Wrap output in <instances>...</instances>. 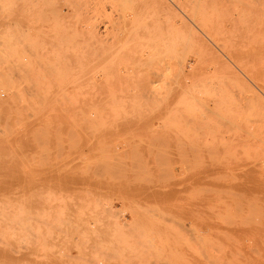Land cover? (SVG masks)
<instances>
[{"label":"rangeland","instance_id":"rangeland-1","mask_svg":"<svg viewBox=\"0 0 264 264\" xmlns=\"http://www.w3.org/2000/svg\"><path fill=\"white\" fill-rule=\"evenodd\" d=\"M158 1L0 0V264H264V0Z\"/></svg>","mask_w":264,"mask_h":264},{"label":"bare ground","instance_id":"bare-ground-1","mask_svg":"<svg viewBox=\"0 0 264 264\" xmlns=\"http://www.w3.org/2000/svg\"><path fill=\"white\" fill-rule=\"evenodd\" d=\"M18 1H19V0H18ZM151 1H152V0H151ZM156 1H158V0H156ZM217 1H219V0H217ZM10 2H11V1H9L8 3H10ZM12 2H13V1H12ZM22 2H23V1H22ZM182 2H184V0H183ZM185 2H186V1H185ZM185 2H184V4H185ZM187 2H188V1H187ZM190 2H191V1H190ZM196 2H197V0H196ZM201 2H203V1L201 0ZM37 3H38V2H37ZM173 3H174V2H173ZM207 3H208V2H207ZM209 3H210V1H209ZM11 4H12V3H11ZM157 4H158V8H159L160 10H162V12H163L166 16L170 15V16H174V17H175V16L177 15L176 12H175L174 10L170 9V7L164 2V0H159V1L157 2ZM179 4H180V3H179ZM179 4L176 5V6H179ZM182 4H183V3H182ZM192 4H193V3H192ZM198 4H199V3H198ZM204 4H206V3H205V2L202 3V6H203ZM0 5H1V4H0ZM12 5H14V2H13ZM30 5H31V4H30ZM142 5H143V4H142ZM148 5H149V4H148ZM2 6H3V5H1V8H2ZM8 6H9V5H8ZM17 6H20V5H17ZM32 6H35V5H32ZM53 6H54V5H53ZM60 6H62V5H60ZM171 6H172V5H171ZM180 6H183V5H180ZM194 6H196V5L194 4ZM194 6H193V7H194ZM214 6H216V5H214ZM219 6H221V5H219ZM13 7H15V6H13ZM43 7H44V5H43ZM49 7H50V6H49ZM49 7H48V8H49ZM55 7H56V6H55ZM140 7H141V6H140ZM151 7H152V6H151ZM34 8H35V7H34ZM180 8H181V7H180ZM190 8H191V7H190ZM203 8H204V7H203ZM221 8H222V7H221ZM41 9H42V8H41ZM43 9H44V8H43ZM43 9H42V10H43ZM178 9H179V8H178ZM184 9H187V8H184ZM184 9H183V11H185ZM152 10H153V9H152ZM175 10H176V9H175ZM180 10H181V9H180ZM187 10H188V9H187ZM194 10H195V9H194ZM213 10H214V9H213ZM58 11H59V10H58ZM147 11H149V10H147ZM153 11H154V10H153ZM158 11H159V10H158ZM189 11H190V10H189ZM191 11H192V10H191ZM16 12H18V11L16 10ZM61 12H62V11H61ZM155 12H156V11H155ZM192 12H193V11H192ZM194 12H195V11H194ZM194 12H193V14H195ZM196 12H198V11H196ZM203 12H204V11H201L202 14H203ZM205 12H206V11H205ZM205 12H204V13H205ZM222 12H223V11H222ZM54 13H55V12H54ZM133 13H134V12H133ZM182 13H183V12L181 11V14H182ZM190 13H191V12H190ZM208 13H209V11H208ZM51 14H53V13H51ZM148 14H149V13H148ZM191 14H192V13H191ZM219 14H222V13H219ZM17 15H18V14H17ZM53 15H54V14H53ZM53 15H52V16H53ZM158 15H159V14H158ZM158 15H157V16H158ZM209 15H210V13H209ZM213 15H214V14H213ZM55 16H56V15H55ZM149 16H150V15H149ZM154 16H155V15H153V17H154ZM157 16H156V17H157ZM166 16H165V17H166ZM170 16H169V18H170ZM193 16H194V15H193ZM201 16H202V15H201ZM201 16H199V20H200V18H201V20L203 21V18H202ZM206 16H207V15H205V17H206ZM59 17H60V15H59ZM131 17H132V16H131ZM159 17H161V15H160ZM174 17H173V18H174ZM185 17H187V16L185 15L184 18H185ZM210 17H211V16H210ZM4 18H5V17H4ZM53 18H54V17H53ZM55 18H56V17H55ZM62 18H63V17H62ZM157 18H158V17H157ZM187 18H188V17H187ZM187 18H186L185 20H187ZM60 19H61V18H60ZM136 19H137V18H136ZM181 19H182V17H181ZM181 19H180V20H181ZM214 19H215V18H214ZM214 19H213V20H214ZM26 20H27V19H26ZM45 20H46V19H45ZM45 20H44V21H45ZM55 20H56V19H55ZM148 20H150V19H148ZM167 20H168V19L166 18V21H167ZM188 20H189V18H188ZM188 20H187V21H188ZM192 20H193V19H192ZM197 20H198V18H197ZM206 20H207V19H206ZM206 20H205V21H206ZM61 21H62V19H61ZM63 21H64V20H63ZM65 21H66V20H65ZM157 21H158V20H157ZM172 21H173V20H172ZM178 21H179V20H178ZM202 21H201V23H203ZM37 22H38V21H37ZM143 22H145V21H143ZM170 22H171V21H170ZM183 22H184V21H182V23H183ZM198 22H199V21H198ZM198 22H197V23H198ZM137 23H138V22H137ZM168 23H169V21H168ZM189 23H190V21H189ZM189 23H188V24H189ZM12 24H13V23H12ZM18 24H19V23H18ZM36 24H37V23H36ZM43 24H44V23H43ZM66 24H68V22H66ZM93 24H94V23H93ZM140 24H142V22H141ZM157 24H158V25L160 24L159 21H158ZM178 24H179V22H178ZM180 24H181V22H180ZM180 24H179L178 26H182V24H181V25H180ZM191 24H192V23H191ZM204 24L206 25L207 22H204ZM59 25H60V27H61V24H59ZM72 25H73V24H72ZM142 25H143V24H142ZM146 25H147V24H146ZM158 25H156V26H158ZM171 25H174V24L172 23ZM211 25H213V24L211 23ZM214 25H216V24H214ZM9 26H10V25H9ZM48 26H49V25H48ZM54 26H55V25L53 24V27H54ZM87 26H88V25H87ZM90 26H91V25H90ZM95 26H97V25H95ZM105 26H106V25H105ZM144 26H145V25H144ZM153 26H154V25H153ZM153 26H152V27H153ZM159 26H160V25H159ZM164 26H165V25H164ZM194 26H195V25H194ZM206 26H207V25H206ZM217 26H218V25H217ZM98 27H99V26H98ZM110 27H111V25H110ZM137 27H138V26H137ZM137 27H136V28H137ZM154 27H155V26H154ZM171 27H172V26H171ZM202 27H203V26L200 25V30H201ZM210 27H211V26H210ZM89 28H90V27H89ZM146 28H147V27H146ZM150 28H151V27H150ZM160 28H161V27H160ZM172 28H173V27H172ZM195 28H196V27H195ZM203 28L205 29L206 27L204 26ZM203 28H202V30H203ZM214 28H215V26H214ZM41 29H42V28H40V30H41ZM133 29H134V28H133ZM133 29H132L131 32H134L135 29H134V30H133ZM182 29H183L184 31H187V34L194 36V33L192 32V29H191L189 26L186 25L184 28L182 27ZM185 29H186V30H185ZM26 30H27V29H26ZM69 30H70V29H69ZM87 30H88V28H87ZM136 30H137V29H136ZM153 30H154V28H153ZM156 30H157V29H156ZM169 30H170V29H168V31H169ZM171 30H172V29H171ZM171 30H170V31H171ZM193 30H194V29H193ZM207 30H208V29H207ZM216 30H217V29H216ZM222 30H223V29H222ZM28 31H29V30H28ZM33 31H34V30H33ZM36 31H37V30H36ZM95 31H96V30H95ZM101 31H102V30H101ZM175 31H176V30H174V32H175ZM184 31H183V32H184ZM194 31H197V29L194 30ZM205 31H206V29H205ZM208 31H209V30H208ZM30 32H31V31H30ZM129 32H130V31H129ZM131 32H130V33H131ZM135 32H136V31H135ZM209 32H210V31H209ZM209 32H208V33H209ZM234 32H235V30H234ZM36 33H40V31H39V32H36ZM49 33H50V32H49ZM67 33H68V32H67ZM175 33H176V32H175ZM206 33H207V31H206ZM245 33H246V32H245ZM61 34H63V33H61ZM64 34H66V33H64ZM72 34L74 35V32H72ZM75 34H76V33H75ZM137 34H138V33H137ZM161 34H162V33H161ZM39 35H41V34H39ZM48 35H49V34H48ZM51 35H52V33H51ZM54 35H55V34H54ZM56 35H57V34H56ZM56 35H55V36H56ZM103 35H104V34H103ZM131 35H133V34L131 33ZM156 35H157V34H156ZM168 35H169V34H168ZM173 35H174V34H173ZM173 35H172V37H173ZM181 35H182V39H185V38H186V37H184V35H183L182 33H181ZM189 35H188V38L191 37V36H189ZM203 35H204V34H203ZM211 35H212V34H211ZM247 35H248V33H247ZM19 36H20V35H19ZM90 36H91V35H90ZM107 36H109V35H107ZM127 36H128V35H127ZM174 36H176V35H174ZM198 36H199V35H198ZM208 36H209V34H208ZM233 36H234V35H233ZM239 36H240V35H239ZM244 36H246V35H244ZM64 37H66V36L64 35ZM130 37H131V36H130ZM132 37H133V36H132ZM183 37H184V38H183ZM206 37H207V35H206ZM51 38H52V37H51ZM91 38H93V35H92ZM102 38H103V37H102ZM157 38H158V40H159V37H157ZM157 38H156V39H157ZM161 38H163V37H161ZM207 38H209V37H207ZM207 38H206V39H207ZM210 38H211V37H210ZM212 38H213V37H212ZM56 39H58V38H56ZM65 39H66V38H65ZM67 39H68V38H67ZM73 39H74V38H72V40H73ZM107 39H108V38H107ZM127 39H128V37H127ZM218 39H219V38H218ZM31 40H32V39H31ZM31 40H30V41H31ZM41 40H42V39H41ZM68 40H69V39H68ZM101 40H102V39H101ZM108 40H109V39H108ZM176 40H177V39H176ZM211 40H212V39H211ZM235 40H236V39H235ZM241 40H243V39H241ZM246 40H247V39H246ZM254 40H255V39H254ZM17 41L19 42V40H17ZM30 41H29V42H30ZM45 41H46V40H45ZM96 41H97V40H96ZM127 41H128V40H127ZM181 41L183 42V40H181ZM187 41H189V39H187ZM206 41H207V40H206ZM216 41H217V40H216ZM218 41H219V40H218ZM55 42H56V41H55ZM60 42H61V41H60ZM66 42H67V40H66ZM73 42H74V41H73ZM103 42H104V40H103ZM159 42H161V41L159 40ZM163 42H164V41H163ZM165 42H167V41H165ZM176 42H177V41H176ZM190 42H191V40H190ZM193 42H195V40H192L191 44H193ZM204 42H205V41H204ZM211 42H212V41H211ZM219 42H221V41H219ZM223 42H224V40H223ZM228 42H229V38H228ZM68 43H69V42H68ZM71 43H72V42H71ZM104 43H105V42H104ZM188 43H189V42H188ZM229 43H230V42H229ZM235 43H236V42H235ZM253 43H255V42H253ZM33 44H34V43H33ZM33 44H32V45H33ZM39 44H40V43H39ZM59 44H60V43H58V45H59ZM97 44H98V43H97ZM168 44H169V43H168ZM176 44H177V43H176ZM223 44H224V43H223ZM4 45H5V44H4ZM24 45H25V44H24ZM68 45H69V44H68ZM68 45H66V47H67ZM73 45H74V43H73ZM100 45H101V44H99V46H100ZM189 45H190V43H189ZM205 45H206V44H205ZM216 45H217V44H216ZM226 45H227V43H226ZM226 45H222V48H223V46H226ZM229 45H230V44H229ZM26 46H28V45H26ZM43 46H44V45H43ZM45 46H46V45H45ZM69 46H71V44H70ZM92 46H93V45H92ZM94 46H95V45H94ZM169 46H170V45H169ZM196 46H197V45H196ZM203 46H204V45H203ZM211 46H212V44H211ZM219 46H220V44H219ZM240 46H241V45H240ZM240 46H239V47H240ZM5 47H6V46H5ZM46 47H48V46H46ZM74 47H75V46H74ZM204 47H205V46H204ZM6 48H7V47H6ZM25 48H26V47H25ZM25 48H24L23 50H25ZM122 48H123V47H122ZM196 48H197V47H196ZM199 48H200V47H199ZM222 48H221V49H222ZM243 48H244V47H243ZM254 48H255V47H254ZM10 49H12V47H11ZM51 49H52V48H51ZM92 49H93V47H92ZM123 49H124V48H123ZM166 49H167V48H166ZM205 49H206V48H205ZM216 49H218V48H216ZM223 49H225V48H223ZM249 49H250V47H249ZM8 50H9V49H8ZM15 50H16V49H15ZM43 50H44V49H43ZM43 50H42V51H43ZM45 50H46V48H45ZM45 50H44V51H45ZM52 50H53V49H52ZM80 50H81V49H80ZM230 50H232V48L229 49V51H230ZM245 50H246V49H245ZM10 51H11V50H10ZM28 51H29V50H28ZM70 51H71V50H70ZM110 51H111V50H110ZM121 51H122V50H121ZM121 51H120V52H121ZM135 51H136V50H135ZM200 51H201V49H200ZM207 51H208V50H207ZM225 51H226V50H225ZM248 51H249V50H248ZM126 52H127V51H126ZM141 52H142V51H141ZM166 52H167V54H168V53H169V50H167ZM231 52H232V51H231ZM233 52H234V51H233ZM243 52H244V51H243ZM252 52H253V51H252ZM27 53H28V52H27ZM27 53H26V54H27ZM29 53H30V52H29ZM81 53H82V52H81ZM143 53H144V52H143ZM235 53H236V52H235ZM79 54H80V53H79ZM83 54H84V53H83ZM100 54H101V53H100ZM107 54H108V53H107ZM145 54H146V53H145ZM165 54H166V53H164L163 56H164ZM226 54H228L227 51H226ZM233 54H234V53H233ZM22 55H23V54H22ZM33 55H34V54H33ZM75 55H76V54H74V56H75ZM142 55H143V54H142ZM142 55H141V56H142ZM220 55H221V54H220ZM245 55H246V54H245ZM247 55H248V54H247ZM84 56H85V55H83V57H84ZM96 56H97V55H96ZM102 56H105V53H104V55H102ZM113 56L115 57V54H113ZM148 56H149V55H148ZM161 56H162V55H161ZM166 56H167V55H166ZM235 56H236V55H235ZM36 57H37V56H36ZM45 57H46V56H45ZM143 57H144V56H143ZM167 57H168V56H167ZM221 57H222V56H221ZM230 57H231V55H230ZM243 57H244V56H243ZM247 57H249V56H247ZM4 58H5V56H4ZM13 58H16V57H13ZM32 58H33V57H32ZM62 58H63V57H62ZM139 58H140V57H139ZM162 58H163L162 62H164V61H165V60H164L165 57H162ZM234 58H235V57H234ZM18 59H19V58H18ZM45 59H46V58H45ZM111 59H112V58H111ZM167 59H168V58H167ZM223 59H224V57H223ZM225 59H226V58H225ZM227 59H228V58H227ZM4 60H5V59H4ZM19 60H20V59H19ZM28 60H29V59H28ZM56 60H58V63H59V59L57 58ZM63 60H64V59H63ZM96 60H100V58H98V59L96 58ZM108 60H109V59H108ZM150 60H151V59H150ZM213 60H214V58H213ZM17 61H18V60H17ZM47 61H48V60H47ZM79 61H81V60H79ZM79 61H78V62H79ZM160 61H161V60H160ZM167 61H169V60H167ZM216 61H217V60H216ZM240 61H241V60H240ZM242 61H243V60H242ZM248 61L250 62V59H249ZM18 62H19V61H18ZM49 62H50V61H49ZM76 62H77V61H76ZM78 62H77V64H78ZM85 62H86V61H85ZM106 62H109V61H106ZM226 62H227V61H226ZM234 62H235V60H234ZM244 62H246V60H245ZM30 63H31V62H30ZM41 63H42V62H41ZM54 63L56 64V62H54ZM63 63H64V62H63ZM66 63H67V62H66ZM80 63H81V62H80ZM86 63H87V62H86ZM88 63L90 64L91 62L88 61ZM110 63H111V62H110ZM113 63H114V62H113ZM130 63H131V62H130ZM25 64H26V63H25ZM31 64H32V63H31ZM31 64H30V65H31ZM55 64H54V65H55ZM59 64H60V63H59ZM59 64H58V65H59ZM67 64H68V63H67ZM107 64H108V63H107ZM146 64L148 65V63H146ZM162 64H163V63H162ZM230 64H231V63H230ZM241 64H242V63H241ZM12 65H13V64H12ZM38 65H39V64H38ZM46 65H47V64H46ZM69 65H70V64H69ZM69 65H68V66H69ZM78 65H80V64H78ZM140 65H141V64H140ZM169 65H170V64H168L167 66H169ZM248 65H249V64H248ZM251 65H252V64H251ZM26 66H27V64H26ZM28 66H29V65H28ZM66 66H67V65H65V68H67ZM90 66H91V65H90ZM104 66H105V65H104ZM189 66H190V65H189ZM229 66H230V65H229ZM234 66H235V65H234ZM237 66H240V65H237ZM244 66H245V65H244ZM17 67H18V66H17ZM24 67H25V66H24ZM24 67H22V68H24ZM34 67H35V65H34ZM42 67H43V64H42ZM48 67H49V66H48ZM69 67H70V66H69ZM77 67H78V66H77ZM183 67H184V66H183ZM185 67H186V66H185ZM185 67H184V68H185ZM215 67H216V66H215ZM230 67H231V66H230ZM250 67H251V66H250ZM32 68H33V67H32ZM51 68H53V67H51ZM55 68H56V67H55ZM65 68H64V69H65ZM70 68H71V67H70ZM199 68L201 69V67H199ZM243 68H245V67H243ZM247 68H248V66H247ZM256 68H257V67H256ZM258 68H259V67H258ZM37 69H38V68H37ZM88 69H89V68H88ZM99 69H100V68H99ZM154 69H155V68H154ZM193 69H194V68H193ZM234 69H235V68H234ZM24 70H25V69H24ZM35 70H36V69H35ZM54 70H55V69H54ZM60 70H61V69H59V71H60ZM94 70H95V68H94ZM100 70H101V69H100ZM119 70H120V69H119ZM126 70H127V69H126ZM245 70H246V69H245ZM251 70H252V69H251ZM256 70H257V69H256ZM33 71H34V70H33ZM37 71L39 72L40 70H37ZM69 71H70V69L68 70V68H67L66 73H69ZM72 71H73V70H72ZM81 71H82V70H81ZM96 71H97V70H96ZM96 71H94V72H96ZM120 71H121V70H120ZM128 71H129V70H128ZM179 71H181V70H179ZM187 71H188V70H187ZM190 71H191V69H190ZM210 71H211V70H210ZM249 71H250V70H249ZM249 71H248V73H249ZM79 72H80V70H79ZM123 72H124V71H123ZM123 72H122V73H123ZM129 72H130V71H129ZM157 72H159V71H157ZM197 72H198V71H197ZM211 72H212V71H211ZM220 72H221V71H220ZM229 72H230V71H229ZM27 73H28V71H27ZM57 73H58V72H57ZM92 73H93V72H92ZM92 73L90 72V74H92ZM124 73H125V72H124ZM148 73H150V72H148ZM167 73H168V71H167ZM214 73H215V72H214ZM236 73H237V72H235V74H236ZM239 73H240V72H239ZM253 73H255V71H254ZM28 74H29V73H28ZM50 74H51V73H50ZM58 74H59V73H58ZM80 74H81V72L79 73L78 77H80ZM105 74H106V73H105ZM154 74H155V73H154ZM182 74H183V73H182ZM186 74L188 75V73H186ZM190 74H191V72H190ZM235 74H233L232 76L235 77ZM237 74H238V73H237ZM250 74H251V71H250ZM15 75H16V74H15ZM41 75H42V71H41ZM55 75H56V74H55ZM70 75H71V74H70ZM101 75H102V74H101ZM151 75H152V74H151ZM177 75H178V74H177ZM211 75H212V74H211ZM225 75L228 76L227 74H225ZM225 75H224V77H226ZM229 75H231V74H229ZM11 76H12V75H11ZM17 76H18V75H17ZM36 76H39V75H36ZM42 76H44V75H42ZM58 76H59V75H58ZM75 76H76V75H75ZM75 76H72V75H71L72 78H69V77H68V78L74 80L73 77H75ZM87 76H89V75H87ZM113 76H114V75H113ZM127 76H128V75H127ZM158 76H159V75H158ZM163 76H164V75H163ZM221 76H222V75H221ZM221 76H220V77H221ZM59 77H60V76H59ZM59 77H57V78H59ZM94 77H95V76H94ZM105 77H107V76H105ZM160 77H161V75H160ZM160 77H159V78H160ZM187 77H188V76H187ZM199 77H201V76H199ZM199 77H197V78L199 79ZM237 77H238V76H237ZM237 77H236V78H237ZM241 77H242V76H241ZM255 77H256V75H255ZM31 78H32V77H31ZM36 78H37V77H36ZM107 78H108V77H107ZM107 78H106L105 80H108ZM112 78H113V77H112ZM163 78H165V77H163ZM195 78H196V77H195ZM204 78H205V76H204ZM236 78H235V79H236ZM18 79H19V78H18ZM76 79H77V81H78V78H76ZM92 79H94V78H92ZM183 79H185V78L183 77ZM202 79H203V78H202ZM214 79H215V78H214ZM247 79H248V78H247ZM258 79H259V77H258ZM33 80H34V78H33ZM41 80H43V79H41ZM47 80H49V79H47ZM72 80H71V81H68L69 83H71L70 85L73 84V83H72ZM79 80H80V79H79ZM105 80H104V81H105ZM164 80H165V79H164ZM194 80H195V79H194ZM209 80L212 81V79H209ZM236 80H237V79H236ZM252 80H257V78H256V79H252ZM30 81H31V80H30ZM74 81H75V80H74ZM77 81H75V82H77ZM92 81H93V80H92ZM99 81H100V80H99ZM218 81H219V77H218ZM224 81H225V80H224ZM257 81H258V80H257ZM32 82H33V81H32ZM78 82H79V81H78ZM95 82H97V81H95ZM95 82H92V83H95ZM131 82H132V81H131ZM189 82H190V81H189ZM242 82H243V81H242ZM251 82H252V81H251ZM255 82H256V81H255ZM27 83H28V82H27ZM33 83H34V82H33ZM35 83H36V82H35ZM52 83H53V82H52ZM102 83H103V82H102ZM104 83H105V82H104ZM109 83H110V82H109ZM224 83H225V82H224ZM28 84H29V83H28ZM59 84H61V83H59ZM59 84H58V86H59ZM76 84H77V83H76ZM89 84H90V83H89ZM98 84H100V83H98ZM107 84H108V83H107ZM132 84H133V83H132ZM176 84H177V82H176ZM192 84H193V83H192ZM234 84H237V83H234ZM240 84H241V83H240ZM243 84H245V82H244ZM251 84H252V83H251ZM254 84H255V83H254ZM29 85L32 86V84H29ZM47 85H48V84H47ZM49 85H51V84L49 83ZM54 85H55V84H54ZM61 85H62V84H61ZM66 85L69 86L68 83H67ZM66 85L63 86L64 89L67 87ZM74 85H75V84H73V86H74ZM111 85H113V84H111ZM181 85H183V84L181 83ZM184 85H185V84H184ZM246 85H247V84H246ZM246 85H245V87H246ZM51 86H53V85H51ZM55 86H56V85H55ZM87 86H88V85H87ZM173 86H174V85H173ZM201 86H203V85H201ZM205 86H206V85H205ZM255 86H256V85H255ZM257 86H258V85H257ZM259 86H260V85H259ZM5 87H6V86H5ZM35 87H38L37 84H36ZM91 87H92V86H91ZM109 87H110V86H109ZM180 87H181V86H180ZM180 87H178V88H180ZM184 87H185V86H184ZM196 87H197V86H196ZM198 87H199V86H198ZM203 87H204V86H203ZM206 87H207V86H206ZM206 87H204V88H206ZM233 87H234V86H233ZM237 87H238V86H237ZM249 87H250V86H249ZM252 87H254V86H252ZM97 88H98V87H97ZM99 88H100V87H99ZM99 88H98V89H99ZM112 88H113V87H112ZM165 88H166V87H165ZM174 88H177V87H174ZM174 88H173V89H174ZM192 88H193V87H192ZM211 88H212V87H211ZM234 88H235V87H234ZM38 89H39V88H38ZM69 89H70V88H69ZM80 89H83V88H80ZM80 89H77V90L79 91ZM92 89H94V87H93ZM196 89H197V88H196ZM224 89H225V88H224ZM251 89H252V88H251ZM257 89H258V88H257ZM8 90H9V89H8ZM58 90L63 91L62 88H61V89H57V90H55V91L58 92ZM67 90H68V89H67ZM83 90H84V89H83ZM83 90H82V91H83ZM99 90H100V89H99ZM186 90H187V89H186ZM188 90H189V89H188ZM190 90H191V89H190ZM254 90H255V89H254ZM4 91H5V90H4ZM37 91L39 92V90H37ZM41 91H42V90H41ZM85 91H86V90H85ZM107 91H109L108 88H107ZM110 91H112V89H111ZM117 91H118V90H117ZM120 91H121V89H120ZM120 91H118V92H120ZM168 91H169V90H168ZM171 91H172V88H171ZM181 91H182V90H181ZM181 91H180V92H181ZM183 91H184V90H183ZM192 91H193V90H192ZM192 91H191V92H192ZM205 91H207V89H206ZM208 91H210V90H208ZM225 91H226V90H225ZM247 91H248V92H251L250 90H246V92H247ZM18 92H19V91H18ZM25 92H28V91H25ZM52 92H53V91H52ZM80 92H81V91H80ZM122 92H123V91H122ZM122 92H121V93H122ZM154 92H155V91H154ZM172 92H173V91H172ZM174 92L176 93L177 90H176V91L174 90ZM184 92H185V91H184ZM186 92H187V91H186ZM186 92H185V94H183V93H182V94H183V95H188V94H186ZM234 92H235V91H234ZM260 92L262 93L263 91H260ZM5 93H6V91H5ZM9 93H10V92H9ZM33 93H34V91H33ZM68 93H69V92H68ZM177 93H178V92H177ZM177 93H176V94H177ZM188 93H190V92L188 91ZM201 93H202V92H201ZM242 93H243V92H242ZM261 93H260V94H261ZM19 94H20V93H19ZM30 94H31V93H30ZM54 94H55V93H54ZM56 94H57V93H56ZM82 94H83V92H82ZM103 94H104V93H103ZM105 94H107V93H105ZM112 94H113V93H112ZM112 94H110V96H111ZM197 94H198V93H197ZM199 94H200V93H199ZM206 94H207V92H206ZM236 94H237V93H236ZM244 94H245V93H244ZM247 94H249V97H250V93H247ZM251 94H252V92H251ZM253 94H254V92H253ZM253 94H252V95H253ZM258 94H259V93H258ZM10 95H11V94H10ZM42 95H43V93H42ZM76 95H77V94H76ZM84 95H85V94H84ZM121 95L124 97L123 94H120V96H121ZM227 95H228V94H227ZM234 95H235V94H234ZM20 96H21V95H20ZM20 96H19V97H20ZM30 96H31V95H30ZM33 96H34V95H33ZM33 96H32V98H33ZM57 96H58V94H57ZM63 96H65V95H63ZM125 96H126V95H125ZM170 96H171V95H170ZM173 96H174V95H173ZM112 97L114 98L115 95L113 94ZM181 97H182V96H181ZM188 97H190V96H188ZM194 97H195V96H194ZM200 97H201V96H200ZM229 97H230V94H229ZM260 97L262 98V96H260ZM38 98H39V96H38ZM38 98H37V99H38ZM78 98H79V97H78ZM94 98H95V97H94ZM115 98H116V97H115ZM184 98H186V97L184 96ZM261 98H260V99H261ZM21 99H22V98H21ZM45 99H46V98H45ZM84 99H85V98H84ZM97 99H98V98H97ZM97 99H96L95 101H98ZM121 99H122V98H121ZM161 99H163V98H161ZM164 99H165V98H164ZM168 99H169V97H168ZM177 99H178V97L176 98V100H177ZM227 99H228V98H227ZM231 99H232V97H231ZM43 100H44V99H43ZM46 100H47V99H46ZM48 100H49V99H48ZM170 100H171V97H170L169 101H170ZM179 100H181V98H180ZM228 100H229V99H228ZM228 100H227V102H228ZM255 100H256V99H255ZM261 100H263V99H261ZM19 101H21V100H19ZM24 101H25V100H24ZM36 101H37V100H36ZM36 101H35V102H36ZM61 101H62V100H61ZM95 101H93V102H95ZM103 101H104V100H103ZM163 101H164V100H163ZM204 101H205V100H204ZM220 101H221V100H220ZM231 101H233V99H232ZM231 101H230V102H231ZM244 101H245V100H244ZM250 101H251V100H250ZM31 102H32V101H31ZM45 102H47V101H45ZM64 102H65V101H64ZM66 102H67V101H66ZM90 102H91V101H90ZM122 102H123V101H122ZM179 102H181V101H179ZM179 102H178V103H179ZM184 102H187V104L189 103V102L187 101V99H186V101L184 100L183 102H181V104L184 103ZM206 102H207V101H206ZM230 102H228V103H230ZM247 102H248V101H247ZM256 102H257V101H256ZM49 103H50V102H47V104H45V105H47V106L51 105V104H49ZM168 103H169V102H168ZM168 103H167V105H168ZM173 103H174V102H173ZM201 103H202V102H201ZM204 103H205V102H204ZM211 103H213V102H211ZM225 103H226V101H225ZM248 103H249V102H248ZM257 103H259V102H257ZM257 103H255L254 105H256ZM13 104H14V103H13ZM48 104H49V105H48ZM54 104H55V103H54ZM54 104H53V105H54ZM88 104H89V103H88ZM123 104H125V103L123 102ZM160 104H161V102H159V105H160ZM213 104H214V103H213ZM231 104H233V102H231ZM246 104H247V103H246ZM15 105H16V104H15ZM45 105H44V109H46ZM162 105H164V102H163ZM171 105H172V104H171ZM183 105H184V104H183ZM196 105H197V104H196ZM202 105L205 106L204 104H202ZM226 105H227V104H226ZM259 105H260V104H259ZM58 106H59V105H58ZM96 106H97V105H96ZM105 106H106V105H105ZM107 106L109 107L108 104H107ZM107 106H106V107H107ZM200 106H201V104H200ZM230 106H231V105H230ZM242 106H243V105H242ZM248 106H249V105H248ZM25 107H26V106H25ZM28 107H29V106H28ZM31 107H32V106H31ZM52 107H53V106H52ZM60 107H62V106H60ZM102 107H104V106H102ZM110 107H111V105H110ZM112 107L114 108L113 104H112ZM166 107H167V106H166ZM171 107H172V106H171ZM182 107H184V106H182ZM188 107H189V106H188ZM213 107H214V106H213ZM221 107H222V106H221ZM253 107H254V106H253ZM47 108L50 109L51 106H49V107H47ZM96 108H97V107H96ZM100 108H101V107H100ZM132 108H133V107H132ZM190 108H191V107H190ZM198 108H200V107H198ZM209 108H210V107H209ZM243 108H245V107H243ZM259 108H260V107H259ZM259 108H258V109H259ZM262 108H263V106H262ZM262 108H260V109H262ZM29 109H30V108H29ZM104 109H105V108H104ZM110 109H111V108H110ZM165 109H166V108H165ZM171 109H172V108H171ZM182 109H183V108H182ZM182 109H181L180 111H182ZM200 109H201V108H200ZM205 109H206V108H205ZM226 109H228V108H226ZM253 109H254V108H253ZM253 109H251V110H253ZM17 110H18V109H16V111H17ZM25 110H26V109H25ZM32 110H33V108H32ZM35 110H36V109H34L33 112L31 111V113H34ZM39 110H40V108H39ZM61 110H62V109H61ZM65 110H66V109H65ZM71 110H72V109H71ZM112 110H113V109H112ZM127 110H128V109H127ZM224 110H225V109H224ZM228 110H229V109H228ZM14 111H15V110H14ZM45 111H46V110H45ZM96 111H97V109H95V113H96ZM165 111H167V110H165ZM195 111H198V110H195ZM200 111H201V110H200ZM255 111H256V110H255ZM262 111H263V110H262ZM7 112H8V111H7ZM38 112H39V111H38ZM53 112H54V111H53ZM55 112H57V111H55ZM61 112H62V111H61ZM99 112H101V111H99ZM103 112H104V111H102V113H103ZM167 112H168V111H167ZM170 112H171V111H170ZM170 112H169V114H170ZM173 112H174V111H173ZM173 112H172V114H173ZM175 112H177V111H175ZM184 112H185V111H184ZM209 112H210V110H209ZM211 112H212V111H211ZM230 112H231V111H230ZM8 113H9V112H8ZM17 113H18V112H17ZM19 113H20V111H19ZM78 113H79V112H78ZM203 113H204V112H203ZM224 113H225V112H224ZM237 113H238V112H237ZM12 114H13V113H12ZM12 114H10V115H12ZM47 114H49V113H45V115H47ZM64 114H65V113H64ZM96 114H97V113H96ZM96 114H95V115H96ZM106 114H107V112H106ZM122 114H123V113H122ZM179 114H181V113H179ZM209 114H210V113H209ZM222 114H223V113H222ZM259 114H260V113H259ZM262 114H263V113H262ZM10 115H9V118H7L5 121H9V119H10V120L12 119V118H10V117H11ZM21 115H22V114H21ZM118 115H119V114H118ZM118 115H117V116H118ZM181 115H182V114H181ZM184 115H185V114H184ZM193 115H194V114H193ZM193 115H192V116H193ZM198 115H199V114H198ZM211 115H212V114H211ZM213 115H214V114H213ZM27 116H28V115H27ZM27 116H26V117H27ZM36 116H37V115H36ZM131 116H132V115H131ZM167 116H168V113H167V115H165V118H163L164 120L161 119L162 121H164V123H165V121L167 120ZM173 116H175V114H174ZM179 116H180V115H179ZM215 116H216V115H215ZM218 116H219V115H218ZM220 116H221V115H220ZM220 116H219V118L222 117V116H221V117H220ZM12 117H13V116H12ZM29 117H30V116H29ZM67 117H68V115H67ZM127 117H128V116H127ZM134 117H135V116H134ZM169 117H170V116H169ZM180 117H181V116H180ZM198 117H199V116H198ZM211 117H214V116H211ZM223 117H225V116H223ZM19 118H20V117H19ZM37 118H38V117H37ZM37 118H35V119H36L35 121H39V120H37ZM47 118H48V117H47ZM61 118H62V117H61ZM131 118H132V117H131ZM155 118H156V117H155ZM182 118H183V117H182ZM182 118H181V119H182ZM1 119H3V118H1ZM48 119H49V118H48ZM81 119H82V118H81ZM95 119H96V117H95ZM111 119H112V117H111ZM147 119H148V118H147ZM149 119H150V117H149ZM165 119H166V120H165ZM172 119H173V117H171V118L169 119V123H168V124H171L170 122H172V121H171ZM187 119H188V118H187ZM195 119H196V118H195ZM205 119H206V118H205ZM207 119H208V118H207ZM3 120H4V119H3ZM15 120H16V119H15ZM31 120H32V119H31ZM42 120H44V119H42ZM66 120H67V119H66ZM71 120H72V119H71ZM101 120H102V118H101ZM132 120H133V119H132ZM151 120H152V119H151ZM183 120H184V119H183ZM214 120H215V119H214ZM223 120H224V119H223ZM227 120H228V119H227ZM233 120H234V118H233ZM12 121H13V119H12ZM19 121H20V120H19ZM23 121H24V120H23ZM23 121H22V123H23ZM45 121H47V120H45ZM48 121H49V120H48ZM58 121H59V120H58ZM99 121H100V120H99ZM113 121H114V120H113ZM142 121H143V120H142ZM147 121H148V120H147ZM178 121H179V120H178ZM189 121H191V120H189ZM201 121H202V120H201ZM205 121H206V120H205ZM207 121H208V120H207ZM209 121H210V120H209ZM9 122H10V121H9ZM20 122H21V121H20ZM29 122H30V121H29ZM71 122H73V120H72ZM94 122H95V120H94ZM104 122H105V121H103V123H104ZM153 122H154V121H153ZM160 122H161V121H160ZM180 122H181V121H180ZM180 122H177V123L181 124ZM186 122H187V121H186ZM260 122H261V121H260ZM6 123H7V122H6ZM18 123H19V122H18ZM24 123H25V121H24ZM41 123H42V122H41ZM41 123H39V124H41ZM54 123H55V121H54ZM57 123H58V122H57ZM86 123H87V122H86ZM115 123H117V122H113V125H114ZM161 123H162V122H161ZM174 123H175V122H174V120H173V125H174ZM229 123H230V122H229ZM258 123H259V122H258ZM1 124H2V123H1ZM27 124H28V123H27ZM29 124L31 125V122H30ZM29 124H28V125H29ZM88 124H89V123H88ZM95 124H96V122H95ZM99 124H100V123H99ZM117 124H118V123H117ZM142 124H143V123H142ZM203 124H204V123H203ZM214 124H215V123H214ZM223 124H224V123H223ZM223 124H222V125H223ZM231 124H232V123H231ZM237 124H238V123H237ZM21 125H22V124H21ZM30 125H29V126H30ZM73 125H75V124L73 123ZM73 125H72V126H73ZM105 125H106V124H105ZM105 125H104V126H105ZM166 125H167V124H166ZM173 125H172V127H176L177 124H176L175 126H173ZM194 125L200 126V125H198V124H196V123H194ZM206 125H207V124H206ZM206 125H205V126H206ZM238 125H239V124H238ZM259 125H260V124H259ZM16 126H17V127H16ZM16 126H15L16 128L14 127L15 130L18 129V128L20 129V127H18V125H16ZM60 126H62V125H60ZM90 126H91V125H90ZM90 126H89V127H90ZM100 126H101V125H100ZM119 126H120V125H119ZM127 126H128V125H127ZM151 126H153V125L151 124ZM168 126H171V125H168ZM168 126H167V127H168ZM197 126H196V127H197ZM208 126H210V125H208ZM12 127H13V126H12ZM70 127H71V126H70ZM79 127H80V126H79ZM93 127L95 128V127H98V126L96 125V126H93ZM178 127H179V126H178ZM186 127H187V125H186ZM200 127H201V126H200ZM233 127H234V126H233ZM10 128H11V127H10ZM22 128H23V127H22ZM24 128H27V127H24ZM28 128H29V127H28ZM30 128H31V126H30ZM42 128H43V127H42ZM44 128H46V126H45ZM58 128H59V127H58ZM73 128H74V127H73ZM75 128H76V125H75ZM105 128H106V127H105ZM128 128H130V127H128ZM176 128H177V127H176ZM192 128H193V127H192ZM80 129H81V128H77L78 131H79ZM99 129H101V128H99ZM103 129H104V128H103ZM15 130H14V131H15ZM24 130H25V129H24ZM46 130H47V129H46ZM61 130H62V129H61ZM71 130H72V129H71ZM71 130H68V131L72 132ZM75 130H76V129H75ZM90 130H91V129H90ZM96 130H97V129H96ZM6 131L9 133L8 135H11V134H12V135H15V133H16V132L13 133V131L10 132V129H9V130L6 129ZM22 131H23V130H22ZM59 131H60V130H59ZM62 131H63V130H62ZM73 131H74V130H73ZM100 131L102 132V130H100ZM194 131H195V130H194ZM213 131H214V130H213ZM0 132H1L0 135H2V136H0V137H2V139L5 138V137L3 136L4 133H3L2 131H0ZM20 132H21V131H20ZM34 132H35V131H34ZM46 132H48V131H46ZM89 132H90V131H89ZM195 132H196V131H195ZM198 132H200V131H198ZM208 132H209V130H207V134H208ZM50 133H51V132H50ZM196 133H197V132H196ZM201 133H202V132H201ZM203 133H204V131H203ZM209 133H210V132H209ZM17 134H18V131H17ZM41 134H42V132H41ZM211 134H212V133H211ZM211 134H209V135H211ZM6 135H7V134H6ZM6 135H5V136H6ZM12 135H11L10 138H12ZM50 136H51V135H50ZM204 136H207V135H203V138H204ZM212 136H213V135H212ZM41 137H42V136H41ZM41 137H40V138H41ZM46 137H47V136H46ZM53 137H54V136H53ZM53 137H52V138H53ZM200 137H201V136H200ZM27 138H28V137H27ZM209 138H211V137H209ZM2 139H0V140H2ZM13 139H14V138H13ZM24 139H25V138H24ZM38 139H39V138H38ZM44 139H45V138H44ZM194 139H195V138H194ZM200 139H201V138H200ZM205 139H206V138H205ZM205 139H204V140H205ZM211 139H212V138H211ZM5 140H6V138H5ZM20 140H21V139H20ZM28 140H29V139H28ZM32 140H33V139H32ZM35 140H36V139H35ZM197 140H198V138H197ZM202 140H203V139H202ZM206 140H207V139H206ZM10 141H12V140H10ZM39 141H40V140H39ZM46 141H47V140H46ZM212 141H213V140H212ZM0 142H2V141H0ZM49 142H50V141H49ZM200 142H201V141H200ZM207 142H208V141H207ZM4 143H5V142H4ZM33 143H34V142H33ZM204 143H205V142H204ZM209 143H210V141H209ZM211 143H212V142H211ZM213 143H214V142H213ZM213 143H212V144H213ZM13 144H14V143H13ZM2 145L4 146V144H2ZM196 145H197V144H196ZM200 145H201V144H200ZM8 146H9L8 149H9V150H12L11 147L14 146V145L11 146V145L9 144ZM205 146H206V145H205ZM212 146H213V145H212ZM37 147H38V146H37ZM21 148H23V147H21ZM194 148H195V147L193 146V149H194ZM193 149H192V150H193ZM199 149H200V147H199ZM202 149H205V148H202ZM17 150H18V149H17ZM194 150H195V149H194ZM194 150H193V151H194ZM193 151H192V152H193ZM206 151H210L211 155H212V153H213V152H211V149H210V150H207V149H206ZM206 151H205V152H206ZM2 152H3V151H2ZM9 152H10V151H9ZM14 152H15V153H18V152H16V150L13 151L12 153H11V152L9 153V156H10V157L14 154V155H13L14 158H11V160H10V157H9V156H8L9 158H7L6 156L2 157L3 160L7 158V159H6V161H7V165H8L10 162H11L12 165H13V163L17 165V161H18V160H17V158H18L17 156H18V155L16 156V154H15ZM31 152H32V151H31ZM197 152H199V151L196 149V152H195V153H197ZM20 153H21V152H20ZM23 153H25V152H23ZM195 153H194V154H195ZM200 153H201V152H200ZM10 154H11V155H10ZM18 154H19V153H18ZM198 154H199V153H198ZM213 154H214V153H213ZM13 156H12V157H13ZM22 156H23V155H22ZM27 156H29V155H27ZM38 156H39V155H38ZM196 156H199V155H196ZM212 156H213V155H212ZM23 157H24V156H23ZM199 157L201 158V156H199ZM199 157H198V158H199ZM24 158H25V157H24ZM206 158H207V157H206ZM209 158H210V157H209ZM14 159H16V162H15V161L13 162ZM19 159H20V157H19ZM21 159H22V158H21ZM36 159H38V158H36ZM9 160H10V161H9ZM25 160H26V159H25ZM198 160H200V159H198ZM6 161H4V162L6 163ZM8 161H9V163H8ZM21 161H22V160H21ZM2 162H3V161H2ZM22 162H24V161H22ZM0 163H1V160H0ZM5 163H3V164L5 165ZM20 163H21V162H20ZM30 163H31V162H30ZM32 163H33V161H32ZM196 163H197V161H196ZM200 163H202V162H200ZM3 164H2V165H3ZM11 164H10V166H12ZM21 164H22V163H21ZM25 164H26V163H25ZM209 164H210V163H209ZM22 165H23V164H22ZM32 165H33V164H32ZM198 165H199V164H198ZM202 165H204V164H202ZM210 165H211V164H210ZM213 165H214V163H213ZM17 166H19V165H17ZM194 166L196 167V165H194ZM13 167H14V165H13L12 167H10V168H11V169H10L9 166H8V168H6V169H9V170H12V171L15 172L16 170H13V169H14ZM34 167H35V166H34ZM199 167H201V165H200ZM206 167H207V166H206ZM208 167H209V166H208ZM1 168H3V167H0V170H1ZM23 168H25V167L23 166ZM23 168H21V167L19 166V170L21 169V170H20L21 172H23V171H22ZM3 169H4V168H3ZM27 169L29 170V167H27ZM30 169H31V168H30ZM33 169H34V168H33ZM200 169H201V168H200ZM209 169H210V168H209ZM19 170H18V171H19ZM28 170H27V171H28ZM202 170H203V169H202ZM208 171H209L208 174H209V175H212L211 172H210V170H208ZM29 172H30V171H29ZM7 173H10V172H7ZM25 173H26V171H25ZM27 173H28V172H27ZM20 174H22V173H20ZM31 174H34V173L32 172ZM205 174H207V173L204 172V175H205ZM0 175H1V173H0ZM23 175L26 176V174H23ZM28 175H29V174H28ZM204 175H201V176H204ZM6 176H7V175H6ZM29 176H30V175H29ZM33 176H35V175H33ZM4 177H5V176L0 177V178L3 179ZM26 177H27V176H26ZM36 177H37V176H36ZM206 177H207V176H206ZM212 177H213V175H212ZM212 177H210V178H212ZM27 178H28V177H27ZM29 178H30V177H29ZM8 179L10 180L11 178L8 177ZM12 179H13V178H12ZM14 179H15V178H14ZM213 179H214V178H213ZM3 180H5V179H3ZM3 180H1V181H3ZM7 181H8V180H7ZM4 182H5V181H4ZM10 182H11V181H10ZM6 183H7V182H6ZM6 183H5V184H6ZM12 183H13V181H12ZM35 183H36V182H35ZM7 184H8V183H7ZM13 185H14V183H13ZM16 185H17V189H19V188H18V186H19L18 183H17ZM16 185H14V187H15ZM22 186H23V185H22ZM9 187H12V188H13V186H9ZM15 188H16V187H15ZM22 189H23V187H22ZM28 189H31V188H28ZM19 190H21V189H19ZM16 191H18V190H16ZM24 191H27V190L24 189ZM29 191H30V190H29ZM2 193H3V192H2ZM9 193H10V192H9ZM11 193H12V191H11ZM22 193H23V191H22ZM3 194H4V193H3ZM3 194H2V195H3ZM13 194H14V193H12V195H13ZM0 195H1V194H0ZM3 196H5V195H3ZM13 196H15V195H13ZM16 196H17V195H16ZM23 196H26V195L24 194ZM15 198H16V197H15ZM3 199H5L4 202L6 203V197L3 198ZM18 199H19V198H18ZM18 199H16V200H18ZM20 201H21V200H20ZM22 201H23V200H22ZM7 203H8V201H7ZM7 203H6V205H8ZM0 204H1V202H0ZM2 206H3V210H5L4 208H5L6 206H5V207H4V205H2ZM214 206H215V205H214ZM20 207L23 209V206L20 205ZM21 208H20V209H21ZM214 208H215V207H214ZM20 209H19V211H20ZM0 210H1V209H0ZM1 212H2V210H1ZM26 212H27V211H26ZM12 213H14V212H12ZM23 213H24V209H23ZM36 213H37V212H36ZM2 214H3V213H2ZM25 214H26V213H25ZM37 214H39V213H37ZM37 214H36V215H37ZM17 216H18V213H17ZM17 216H16V217H17ZM0 217H1V213H0ZM31 217H32V216H31ZM38 217H39V216H38ZM1 218H2V217H1ZM13 218H15V216H14ZM2 219H3V218H2ZM23 219H24V218H23ZM35 219H36V218H35ZM19 220H20V218L18 219V221H19ZM24 220H26V219H24ZM32 220H33V219H32ZM15 221H16V220H15ZM12 222L14 223V221H11V224H12ZM21 222H22V221H21ZM36 222H37V221H36ZM30 223H31V222H30ZM15 224H16V223H14V225H15ZM38 224H39V223H38ZM16 225H18V224H16ZM35 225L37 226L36 223H35ZM7 226H8V225H7ZM7 226H6V227H7ZM26 226H27V225H26ZM9 227H10V226H8V229H9ZM21 227H22V226H21ZM30 227H31V226H29V228H30ZM13 228H14V227H13ZM11 230H12V229H11ZM24 230H25V229H24ZM26 230H27V229H26ZM28 230H29V229H28ZM36 230H37V229H36ZM19 231H20V230H19ZM29 231H30V230H29ZM16 232H17V231H16ZM34 232H35V231H34ZM37 232H38V231H37ZM0 234H1V232H0ZM2 234H3V236H2L3 239L6 238V237H5V234H4V231H3ZM10 234H11V233H10ZM15 235H16V234H15ZM17 235H18V234H17ZM17 235H16V236H17ZM31 235H32V233H31ZM0 236H1V235H0ZM13 236H14V235H13ZM32 236H33V235H32ZM33 238H34V237H33ZM34 239H36V238H34ZM31 240H32V239H31ZM20 242H21V241H20ZM22 242H23V241H22ZM0 243H3V242L0 241ZM19 244H20V243H19Z\"/></svg>","mask_w":264,"mask_h":264}]
</instances>
